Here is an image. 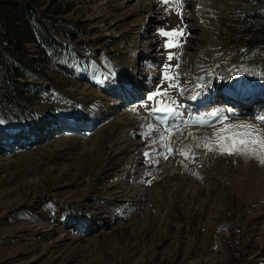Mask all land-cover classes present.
I'll return each instance as SVG.
<instances>
[{
    "label": "rangeland",
    "instance_id": "374dc122",
    "mask_svg": "<svg viewBox=\"0 0 264 264\" xmlns=\"http://www.w3.org/2000/svg\"><path fill=\"white\" fill-rule=\"evenodd\" d=\"M37 1L39 14L51 8L68 22V29L59 31L76 37H60L61 53L49 54L54 71L47 66L43 80L28 79L51 89L39 103H27L30 109L20 119L0 110V133L13 135L0 145V264H264V165L194 147L195 161L183 156L175 161L174 155L165 160L164 129L144 119L151 102L145 109L140 106L144 95L128 92L114 119L104 123L110 116L105 113L108 102L97 87L105 84L121 95L124 88L118 89L138 75L143 83L152 82V90L161 83L160 66L171 51L179 59L189 56L193 64L201 60L177 81L183 96L163 82L182 114L172 120L179 125L172 129L174 149L194 144L188 132L205 135L187 131L193 128L185 121L219 109L230 100H223L225 90L258 99L252 111L231 101L237 112L250 114L229 115V122L258 123L254 117L264 113L259 98L264 96V64L246 55L235 26L240 13L250 10H242L247 0H206L200 11L206 26L202 40L205 29L196 24L193 5L186 0L185 35H191L181 41L182 48L170 50L161 47L164 38L156 34L157 27L166 24L171 30L184 24L174 11L165 15L157 0H151L152 9L157 6L152 15L141 13L147 6L139 3L143 9H137L133 0ZM59 16L47 14L42 21L49 24L46 17ZM139 28L136 45L133 32ZM25 52L31 62L46 61L37 43L27 44ZM214 92L218 100L203 111L198 106L212 100ZM127 106L138 107L127 111ZM75 121H82L84 129L67 127ZM89 122L92 133L85 129ZM116 135L119 150L111 143ZM156 161L161 165L153 170ZM130 166L129 176L123 177ZM145 167L146 174H140ZM64 220L85 222L78 227L93 231L80 236L74 227L65 229ZM63 229L69 233L62 235Z\"/></svg>",
    "mask_w": 264,
    "mask_h": 264
},
{
    "label": "trees",
    "instance_id": "16d2710c",
    "mask_svg": "<svg viewBox=\"0 0 264 264\" xmlns=\"http://www.w3.org/2000/svg\"><path fill=\"white\" fill-rule=\"evenodd\" d=\"M250 1L254 9L241 14L235 26L241 34L240 44L246 47V55L264 64V0ZM39 5L37 0H0V110L18 119L30 108L27 103H39L47 93L46 87L29 83L28 79L43 80L48 76L47 66L54 71L47 54L61 53L60 37H76L59 31L68 29V22L60 18L59 13L50 8L40 15ZM47 14L59 17H46L50 21L47 24L42 21ZM30 43L40 46L45 62L34 63L27 59L25 47ZM19 79L27 80L19 82Z\"/></svg>",
    "mask_w": 264,
    "mask_h": 264
},
{
    "label": "snow or ice",
    "instance_id": "6c2138e0",
    "mask_svg": "<svg viewBox=\"0 0 264 264\" xmlns=\"http://www.w3.org/2000/svg\"><path fill=\"white\" fill-rule=\"evenodd\" d=\"M158 3L164 7V14L169 15L173 11L180 17L181 23L184 27L181 28L177 25L176 28L169 30L168 25H160L157 27L156 34L164 38V43L161 47L165 50L173 48H182L183 43L187 42V36L191 35V32L185 35V30L188 25L184 23V11L186 10L184 0H158ZM183 41V43H181ZM176 59L178 62L176 65H172L170 62ZM161 83L157 84L152 90L147 92L141 107L148 109V103L151 102L152 107L148 110L150 116H167L175 118L181 116L176 110V100L168 97L167 89H163V82H168V87H175L178 89L179 95H184V88L179 81V57L175 53L168 51L167 62L161 66ZM175 68V72L172 69ZM195 99V97H193ZM227 113H234L233 108H227ZM212 117L211 120L203 116H198L193 121V124L198 127H211L214 131L209 135L205 134L202 137L195 136L192 132H188V136L194 142L193 145H185L184 148H173L170 143L172 136V129L178 128L179 125L174 121L169 125V128L164 130V133L160 134V139L163 142L164 155L163 158L167 160L169 156L179 154L185 159L195 161L198 159L195 152L192 150L202 149L204 153H215L219 155L227 156H242L245 159H255L259 164L264 165V115L254 117L258 123L253 124L247 120H238L237 122H229V117L222 113L219 109L214 110L207 114ZM213 121H218L221 125L217 127ZM2 123V121H0ZM186 126L187 121H185ZM151 127V125L149 126ZM154 131H159L154 129ZM161 153H157L160 155ZM145 157L150 158L151 153L145 152ZM158 162V161H157ZM151 163V159H149ZM186 167V165H185Z\"/></svg>",
    "mask_w": 264,
    "mask_h": 264
},
{
    "label": "bare ground",
    "instance_id": "6f19581e",
    "mask_svg": "<svg viewBox=\"0 0 264 264\" xmlns=\"http://www.w3.org/2000/svg\"><path fill=\"white\" fill-rule=\"evenodd\" d=\"M126 2L127 1H129V0H125ZM139 1V2H138ZM158 1V0H157ZM186 0H184V2H185ZM189 1H191V3H192V5H193V9H194V11H195V13H194V18H196V21L198 22V23H196V24H198V25H200V26H202V28L203 29H205L206 28V26H205V23L203 22V20L200 18V15H201V10L203 11V8L207 5V4H205V1L206 0H189ZM133 2L136 4V6H137V9H139L138 7H140V8H142L141 6H140V4L139 3H143V4H145L146 6H147V9L146 10H142L141 11V13H143V12H148V14H150V15H152V13H153V11H154V8L155 7H157V6H154V8L152 9V7H151V0H142V1H140V0H133ZM208 3V2H207ZM143 9V8H142ZM163 16V15H162ZM160 20H164L165 21V19L164 18H162V19H160ZM198 25H196V26H194V25H192V27H195L194 28V30L195 31H200V32H203V30L202 29H200V27L198 26ZM206 31V29L204 30V32ZM137 37H136V39H135V41H137V42H135L134 44H138V43H140L139 42V40H138V37L140 36V34L142 33V29L141 28H139V30H138V32H133ZM206 37V32L205 33H201V35H200V38H201V40L202 39H204ZM141 40H142V38H141ZM196 40H198V39H196ZM151 50V48L149 47L148 48V51H150ZM188 58H189V56H188ZM188 58H186L185 56H181L180 57V61H179V64H180V68H179V73H180V78H179V80H181V79H183V77L185 78V74H183L182 72H187V71H189V72H191V71H193L196 67H198L200 64H201V60L200 59H198V60H196V62L193 64L192 62L190 63V61L188 60ZM196 59H197V57H196ZM194 65H195V68H194ZM74 69V68H73ZM197 69V68H196ZM75 70V69H74ZM79 71V70H78ZM80 72V71H79ZM135 72H137V71H135ZM82 74V73H81ZM139 75H141V74H139ZM138 75H133V76H131V77H129L128 78V80L125 82V87L124 86H121V88H119L118 89V91L120 90H122L123 88H124V91H123V93L120 95H118V94H116V91H111L110 89L112 88V87H108V88H106V86H105V84H102V85H97V87H101V88H99V92L101 93L100 94V96H102L103 97V100L105 99L107 102H108V105H107V109H106V111H105V113H109L110 114V116H109V118H107V119H105L104 120V123L105 122H108L111 118H112V116H113V114H115V112L116 111H119V109L124 105V102H125V97H126V93H128V92H130V93H135V94H139V92L141 93V94H143L144 95V97H146V95H147V92L148 91H150L151 90V87H152V82H149L148 81V84H145V83H143L144 81H143V79H142V77H139L138 79L136 78ZM85 81L86 82H88V83H93V82H95V80L93 79V78H91V77H87V78H85ZM147 83V82H146ZM94 84V83H93ZM133 85V86H132ZM128 86H130L131 88L130 89H128ZM234 88H236V85H234L233 86ZM113 90H114V88H112ZM235 90V89H234ZM102 91H104L103 92V94H102ZM117 91V92H118ZM240 91L239 90H237L236 92H232L231 90H228V91H224V98H223V100L224 99H227V97L229 96L230 97V103H229V101H226V102H228V103H226V102H224V104H222V110H221V112H223V111H225V108H233L234 109V113H235V115H239V114H241V116L242 117H246V116H248L249 117V114L250 113H248L247 115H243L241 112H237L236 111V109L234 108V104H232V102L233 101H235V102H239L240 104H241V108L243 109V110H245V109H249L250 111H252V107L254 106V108H257V106H255L257 103H256V101L258 100H256V98H255V96L253 95V97H251V98H248V97H243L242 95L240 96L238 93H239ZM222 94V93H221ZM232 94H235V95H232ZM105 95V96H104ZM248 96V95H247ZM198 98V97H197ZM196 98V99H197ZM234 98V99H233ZM260 99H264V96H262V97H259ZM202 97L200 96V98L197 100V102H200V101H202ZM217 98H216V95H214V97L212 98V100H216ZM195 100V99H194ZM194 100H192L191 101V106L193 105V101ZM210 100V99H209ZM205 101V100H204ZM211 101V100H210ZM232 101V102H231ZM106 103V102H105ZM201 104V103H200ZM206 104H208V103H206ZM206 104H204V105H202L201 104V106H205ZM106 105V104H105ZM136 107H138V106H136ZM136 107L135 106H127L126 107V110L127 111H132V110H134V109H136ZM225 107V108H224ZM106 108V107H105ZM203 108V107H202ZM225 113V112H224ZM104 114V113H103ZM118 114V113H117ZM232 113H230V115H231ZM256 114V113H255ZM260 115V114H259ZM261 115H264V113L263 114H261ZM106 116V115H105ZM146 117H144V119H145V121L146 122H148L147 121V119L151 122H153V123H157V120L155 119V117L154 116H150L148 113L145 115ZM203 117H206L207 119H209V120H211L212 119V117H210V116H207V114H205V115H203ZM114 119V118H113ZM112 119V120H113ZM119 119H121V121L123 122V120L124 119H122V118H119ZM196 118H194V120H195ZM103 120V119H102ZM112 120H110V121H112ZM173 120V118H170V117H168V121H169V125L170 124H172V121ZM194 120H192L190 123H187V127H189V128H193V129H189V130H187V131H198V132H202V133H204V134H208L209 132H210V128H206V127H198V126H195L194 124H193V121ZM101 121V120H100ZM109 121V122H110ZM130 121H131V119H130ZM90 123V122H89ZM101 123V122H100ZM161 123V122H160ZM93 123H90V125H88L87 126V130L88 131H94L93 130V128L94 127H90L91 125H92ZM96 124H98V122L96 123ZM113 124V123H112ZM128 124V123H127ZM193 124V125H192ZM114 126H115V129H118V128H120V126H119V123L117 124H113ZM161 126H162V128H165V129H167L162 123H161ZM69 129H71V130H74V129H79V128H84V125H82V121H75V122H73L72 124H70V125H68L67 126ZM169 127V126H168ZM92 128V129H91ZM115 131H117V130H115ZM114 131V132H115ZM96 133V132H95ZM181 135H183V132L182 133H180V136ZM8 135L7 134H3V133H0V142H1V140L2 139H8V140H10V138H8L7 137ZM117 138V135H116V137H115V139L113 140V141H111V143H112V146H116L115 148H117L118 147V150H119V147H120V145H121V142H117V141H119V140H117L116 139ZM156 138H157V136H156ZM155 138V139H156ZM172 138H174L175 139V137H174V135L170 138V143L172 144L173 143V141H172ZM157 140V139H156ZM176 141V140H175ZM111 148V147H110ZM122 152H123V150H122ZM127 154V153H126ZM129 155V154H128ZM173 155H171L170 157H172ZM181 157V155H179L178 153L177 154H175L174 155V157L172 158V159H175V161L177 160V158H180ZM149 181V180H148ZM88 223L86 224V225H88L89 226V224H90V222L92 223V221H87ZM94 223V222H93Z\"/></svg>",
    "mask_w": 264,
    "mask_h": 264
},
{
    "label": "built area",
    "instance_id": "2783aa9c",
    "mask_svg": "<svg viewBox=\"0 0 264 264\" xmlns=\"http://www.w3.org/2000/svg\"><path fill=\"white\" fill-rule=\"evenodd\" d=\"M245 259H249V258H245Z\"/></svg>",
    "mask_w": 264,
    "mask_h": 264
}]
</instances>
